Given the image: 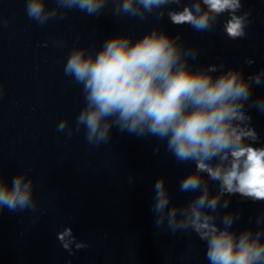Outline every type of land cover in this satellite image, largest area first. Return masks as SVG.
<instances>
[{
    "label": "clouds",
    "instance_id": "obj_1",
    "mask_svg": "<svg viewBox=\"0 0 264 264\" xmlns=\"http://www.w3.org/2000/svg\"><path fill=\"white\" fill-rule=\"evenodd\" d=\"M51 2L53 7L47 6L49 0H25L28 20L44 27L50 21H64L72 10L90 17L109 10L113 17L141 22L166 16L171 24L188 25L198 33L214 32L222 24L224 35L232 41L246 39L253 23L252 10H244V0ZM8 23L0 18V24ZM53 45L62 49L65 41L56 38ZM201 52L186 45L180 33L173 36L159 24L137 38L123 32L110 35L98 48L74 43L64 59L63 74L79 86L83 104L74 126L64 117L56 131L71 139L83 130L91 148L109 145L113 129L155 139L154 152L163 145L178 164H194L178 184L179 192L194 195L186 203H174L166 177H158L150 207L154 235L182 234L191 239L194 234L206 246L208 264H264V208L250 216L249 226L239 232L234 225L242 220L243 211L229 210L233 196L264 205V142L250 114L253 109L264 114V96L254 95L256 88L264 87V68L247 73L245 66L255 63L248 57L240 65L221 61L201 66L196 63ZM32 171L27 167L17 172L11 184L0 171V210L39 211ZM133 179L130 176L129 182ZM39 219L34 215V222ZM56 238L69 256L89 247L68 226ZM191 250L189 245L182 259H190Z\"/></svg>",
    "mask_w": 264,
    "mask_h": 264
}]
</instances>
